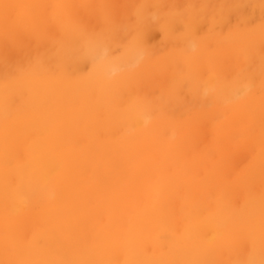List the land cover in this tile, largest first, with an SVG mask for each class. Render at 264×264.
<instances>
[{
	"label": "bare ground",
	"instance_id": "bare-ground-1",
	"mask_svg": "<svg viewBox=\"0 0 264 264\" xmlns=\"http://www.w3.org/2000/svg\"><path fill=\"white\" fill-rule=\"evenodd\" d=\"M0 264H264V0H0Z\"/></svg>",
	"mask_w": 264,
	"mask_h": 264
}]
</instances>
